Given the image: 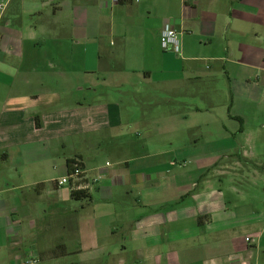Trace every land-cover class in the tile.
<instances>
[{"label": "crops", "instance_id": "1", "mask_svg": "<svg viewBox=\"0 0 264 264\" xmlns=\"http://www.w3.org/2000/svg\"><path fill=\"white\" fill-rule=\"evenodd\" d=\"M0 264H264V0H9Z\"/></svg>", "mask_w": 264, "mask_h": 264}, {"label": "built area", "instance_id": "2", "mask_svg": "<svg viewBox=\"0 0 264 264\" xmlns=\"http://www.w3.org/2000/svg\"><path fill=\"white\" fill-rule=\"evenodd\" d=\"M9 0H0V11H3ZM117 1V0H114ZM160 42L162 45V48L164 49H170L173 50L174 52H179L180 51V40L178 37V32L176 28L172 26H167L163 28L160 31ZM73 162L71 165V170L68 171L64 176L58 178L56 180V183L61 185L68 183L70 184L74 189H79L81 187H84L87 185V183L84 181V167L82 166V161L77 158V157H72ZM245 240H251L253 241L254 239L247 236L245 237ZM37 259L35 257H27L24 259L25 262H34Z\"/></svg>", "mask_w": 264, "mask_h": 264}, {"label": "trees", "instance_id": "3", "mask_svg": "<svg viewBox=\"0 0 264 264\" xmlns=\"http://www.w3.org/2000/svg\"><path fill=\"white\" fill-rule=\"evenodd\" d=\"M73 157H77V158H79L80 160H81V158L79 157V156H76V155H74ZM82 161V160H81ZM72 162H73V159L72 158H70L69 160H68V170H67V172L68 171H70L71 170V165H72ZM82 166H83V163H82ZM71 194H72V196L74 197V198H77L78 197V195H80L81 197L82 196H84L85 197V194H83V192H81V191H75V190H73L72 192H71ZM59 249H63L62 247H60V246H58V249L56 250V253L58 252V250ZM60 251V250H59Z\"/></svg>", "mask_w": 264, "mask_h": 264}, {"label": "rangeland", "instance_id": "4", "mask_svg": "<svg viewBox=\"0 0 264 264\" xmlns=\"http://www.w3.org/2000/svg\"><path fill=\"white\" fill-rule=\"evenodd\" d=\"M23 258H25V257H23ZM37 259H38V258H37ZM42 261H44V260H42ZM34 262H38V261H34ZM34 262H33V263H34Z\"/></svg>", "mask_w": 264, "mask_h": 264}]
</instances>
